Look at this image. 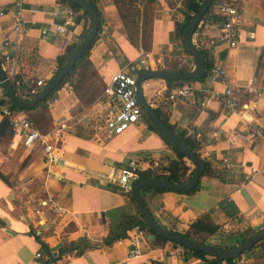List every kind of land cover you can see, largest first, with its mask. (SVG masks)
Listing matches in <instances>:
<instances>
[{"label": "crops", "instance_id": "0c3cea01", "mask_svg": "<svg viewBox=\"0 0 264 264\" xmlns=\"http://www.w3.org/2000/svg\"><path fill=\"white\" fill-rule=\"evenodd\" d=\"M60 1L0 0L1 65L3 41L14 38L11 29L20 11L24 23L33 28L16 51L18 75L45 83L53 77L65 48L78 41L91 25L90 18L77 11L67 34H54L53 25L63 21V17L52 15ZM231 1L240 6L243 14L237 45L207 42L219 34L223 18L219 22L200 21L192 40L207 51L213 65L225 67L228 82L237 88L238 109L225 105L219 95L204 108L198 105L196 95L171 101L167 91L173 87L165 80L147 79L142 83L143 94L153 110L166 116L176 131L201 144L200 157L210 163L211 174H203L193 192L140 189L145 205L161 227L183 234L198 218L207 215L218 228L208 242L229 247L247 231L264 229V139L248 132L251 125L264 130V0ZM182 2L158 0L151 50L147 52L151 70L185 72L194 67L192 56L173 38L176 21L184 19ZM96 7L102 24L89 58L106 84L120 67L145 51L129 42L112 0H96ZM42 28L49 31L46 36L41 34ZM191 85L214 92L223 89L219 82L209 83L207 76ZM68 86L64 84L51 98H56V102L49 105L50 99L47 103L52 119L47 133L52 135L56 148V163H46L42 148L36 144L26 146L22 132L12 130L7 120L0 117V264H43L48 257L42 254L40 242L46 244L55 259L49 264H199V259L178 245L151 248V239L146 237L150 234L138 228L112 244H103L111 225L137 209L136 204L129 202L132 181L140 177V171L154 170L160 159L172 157L173 152L142 114L137 123L118 135L87 130L78 119L97 104L82 107ZM0 98L10 105L1 84ZM26 109L31 108L17 109L20 111L16 113L37 116V110ZM62 123L73 126L55 133ZM131 161L137 163L138 174L125 193L116 177ZM53 206L62 207L64 213L56 214ZM82 237L92 247L81 255L72 253L58 258L57 249L64 240L77 241ZM134 237L139 240L140 254L129 258ZM235 263L264 264V260L248 254Z\"/></svg>", "mask_w": 264, "mask_h": 264}, {"label": "trees", "instance_id": "16d2710c", "mask_svg": "<svg viewBox=\"0 0 264 264\" xmlns=\"http://www.w3.org/2000/svg\"><path fill=\"white\" fill-rule=\"evenodd\" d=\"M61 1L64 3H68L66 0H61ZM89 1L92 3L94 8L97 10L96 0H89ZM112 1L121 19L122 25L124 27V30L126 32L129 42L135 47H138V48L140 47L145 52L150 51L151 45H152L153 21L155 18V11L158 8V0H112ZM201 2L202 0H183L182 2L183 7L181 9V12L184 14V19L181 22L176 21L175 23L173 38L182 45L183 51L188 55H190V53L183 43L182 31L185 25L188 23V21L192 18V15L197 11ZM218 2L233 3L231 0H214L213 4L210 6V8L207 10V12L202 17L201 22H204L205 20H209V19L213 21H217V22L222 20L223 17L219 13L216 14V9L214 7L215 4ZM68 4L71 6L74 12L83 11V14L89 17L91 20V16L89 15L87 11H85L84 9L74 4H71V3H68ZM98 15H99L100 23H99L98 33L94 41L97 39L101 31L102 21H101L99 12H98ZM89 29L90 27L84 30L83 34L81 35L78 41L73 42L72 44H69L65 48L64 53L57 60L58 61L57 71L65 64V62L68 60V58L70 57L74 49L77 47L79 42L87 34ZM92 45L76 61L73 68L64 77L63 81L57 86V88L46 99L39 102L35 107L25 110V111H31V110L38 111V114L36 117L30 116V115H28L27 117L29 118V120L33 123L34 127L40 133L46 134L49 131V128L52 124V119L50 116V111H49V107L47 103L64 84L67 83L71 86L72 90L74 91L77 98L79 99V103L82 107L90 106L101 95L105 87V84L101 80L100 75L98 74L96 68L94 67V65L92 64L89 58ZM195 45L197 44L195 43ZM198 49L200 50L203 56V59H204V64H205V69H206L205 76L202 79L166 81V83L169 86L175 88L185 83L191 84L195 81L202 82L205 79V77L207 76L213 64L209 58L207 51L200 47H198ZM48 81L44 84V86L48 83ZM12 110L14 112L20 111L15 108H12ZM154 111L157 114V116L160 118V120L168 127V129L171 132H173L181 141H183L202 160V162L205 165L204 174H211L210 163L207 160L202 159L200 157L201 144L198 141H195L194 139L187 137L186 135H184L183 132L176 131L174 127L168 123L166 116H161L156 109H154ZM142 117L147 122L149 127L152 128L154 131H156L161 136V138L165 141L168 147L172 150L173 156L164 157L160 159L158 161L157 167L154 170H148V171H143V172L140 171L138 175L144 178L166 179V180L176 182V183H183L186 180H188L194 172L193 163L187 160L185 156L182 155L177 150V148L172 145V143H170L163 135H161L154 128V126L149 122V120L146 118L143 112H142ZM196 187L188 192H193L194 190H196ZM165 190L166 189H153V191H157V192L165 191ZM129 202H131L135 206V203L131 199L130 196H129ZM133 228H138L142 230L143 232L151 235L152 237L151 242H150L151 248H163L167 246L169 243L173 245H178L184 248L186 251L192 253L197 259H199L200 260L199 264H233L238 259L248 254H253L255 259L264 260V239H262L261 241L256 243L251 249L243 252L238 258L227 259L224 261L216 262L214 261L216 259L215 257L206 255L202 252L191 251L183 247L182 245H179L169 240L168 238L162 235H159L157 233H153L152 231H150V229L148 228L146 224L145 219L140 215L137 209L133 213L124 214L117 223H115L114 225H111L107 236L104 237L103 239V244L109 245V244L116 242L117 240L124 238L127 232L132 230ZM217 230H218L217 226L214 225L210 221L208 216L203 215L200 218H198L190 226V228L182 235L190 238L191 240L202 243V244H209V245H213L217 247H229L226 244H210L208 242L209 238L212 235H214L217 232ZM255 232L257 231H247L246 233H244V235H242V237L233 246H236L241 241H243L245 238H247L248 236H250L251 234ZM40 243H41L42 254L48 257L47 259H44L43 264H49L55 259L53 258L52 253L50 249L46 246V244L43 242H40ZM89 247H92V244L89 243L86 237H82L78 239L77 241L64 240L57 249L58 258L64 255H67V254H72V253H75L76 255H81ZM151 264H163V263L153 262Z\"/></svg>", "mask_w": 264, "mask_h": 264}, {"label": "built area", "instance_id": "2783aa9c", "mask_svg": "<svg viewBox=\"0 0 264 264\" xmlns=\"http://www.w3.org/2000/svg\"><path fill=\"white\" fill-rule=\"evenodd\" d=\"M17 6L20 9V3H17ZM215 6L223 17V20L220 23L219 34L215 38H209L207 42L210 45L224 44L228 47H235L237 45V33L243 22L241 8L238 4L231 2H218ZM2 14L3 12L0 11V15ZM52 15L55 18L63 17L62 22H56L53 25L52 32L59 36H65L68 32V26L73 24V9L60 1L57 3V8L52 12ZM32 28L33 25L24 23L20 11H18L11 29L14 38H6L2 44L4 48L2 52V69L6 79L13 83L16 95L23 100L33 98L45 84L42 80H35L33 82L18 75L19 59L16 51L22 38ZM40 32L43 36L49 33L46 28H42ZM9 48L14 52L8 51L7 49ZM151 67L147 52H143L137 59L125 63L112 75L110 81L105 84L101 95L95 101L97 107L81 116L78 119V123H81L80 125L86 127L92 133H99L105 136L118 135L131 125L137 123L142 114V109L135 97L136 79L141 71L149 70ZM207 77L209 83L219 82L223 84V89L219 92H214L208 87L195 88L191 84L185 83L179 87L169 89L167 91V99L171 101L186 100L196 95L198 105L204 108L213 101L216 95H219L225 105L234 110L238 109L240 103L236 94L237 88L228 82L225 67L223 65H213ZM249 91L252 92L253 89H249ZM255 91L259 93L260 89H256ZM54 102H56V98L51 99L49 105ZM0 117L7 120L12 130L22 132L26 146L39 145L42 148L46 163L53 164L58 161L56 148L51 138L52 135L40 133L26 116L14 112L11 106L1 98ZM72 126L73 124L71 123H62L56 128L55 133H60L64 129H70ZM248 132L251 136L264 139V130L257 125L249 126ZM137 174L138 165L135 161H131L126 167L118 171L116 180L123 192L127 193L130 190V181L136 178ZM53 210L58 215L64 213L62 207L53 206ZM146 237L148 240L152 238L151 235H146ZM139 254V240L137 237H134L128 257H136ZM39 255L37 254V257Z\"/></svg>", "mask_w": 264, "mask_h": 264}, {"label": "water", "instance_id": "95a60500", "mask_svg": "<svg viewBox=\"0 0 264 264\" xmlns=\"http://www.w3.org/2000/svg\"><path fill=\"white\" fill-rule=\"evenodd\" d=\"M67 2L79 6L89 13L91 16L90 29L84 38L79 42L77 47L74 49L65 64L53 75L48 83L31 99L23 100L20 99L10 82L6 79V76L1 68L0 64V84L7 96L10 105L16 109L33 108L39 102L46 99L63 81L64 77L73 68L76 61L90 48L94 39L98 33L99 28V15L97 10L94 8L89 0H66ZM214 0H202L197 11L194 13L192 18L188 21L182 31V40L185 47L188 49L190 55L193 58L194 67L190 71H168V70H145L138 74L135 85V97L142 109L143 114L154 126V128L163 135L177 150L185 156L186 159L194 164V172L188 180L183 183H176L161 178H144L138 177L131 183V199L136 204L137 210L140 215L145 219L146 224L150 231L162 235L169 240L182 245L183 247L191 250L202 252L206 255L215 257L214 261H224L227 259L238 258L243 252L251 249L256 243L264 239V229L259 230L239 244L233 247H217L209 244H202L185 237L182 234L175 233L171 230L161 227L145 205L140 189L144 187H150L154 189H166L188 192L196 187L200 177L204 174L205 165L202 160L168 127L160 120L156 115L153 108L146 101L143 94L142 83L147 79H162L165 81H179V80H190V79H202L206 74L205 64L203 56L192 40V36L196 31V28L201 21L204 14L213 4Z\"/></svg>", "mask_w": 264, "mask_h": 264}, {"label": "rangeland", "instance_id": "374dc122", "mask_svg": "<svg viewBox=\"0 0 264 264\" xmlns=\"http://www.w3.org/2000/svg\"><path fill=\"white\" fill-rule=\"evenodd\" d=\"M28 118V117H27ZM29 119V118H28Z\"/></svg>", "mask_w": 264, "mask_h": 264}]
</instances>
